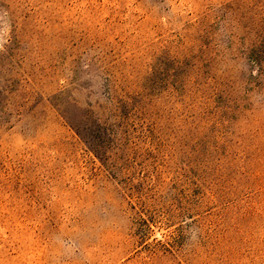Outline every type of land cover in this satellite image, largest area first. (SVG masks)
Masks as SVG:
<instances>
[{"label":"rangeland","instance_id":"rangeland-1","mask_svg":"<svg viewBox=\"0 0 264 264\" xmlns=\"http://www.w3.org/2000/svg\"><path fill=\"white\" fill-rule=\"evenodd\" d=\"M0 264H264V0H0Z\"/></svg>","mask_w":264,"mask_h":264}]
</instances>
